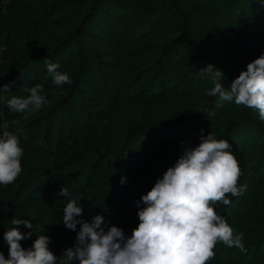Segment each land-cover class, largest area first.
<instances>
[{"label":"trees","instance_id":"16d2710c","mask_svg":"<svg viewBox=\"0 0 264 264\" xmlns=\"http://www.w3.org/2000/svg\"><path fill=\"white\" fill-rule=\"evenodd\" d=\"M164 1L112 0L104 8V17H100V10L108 0H0V85H9L8 92H0V117L2 122L8 121V131L18 137L23 149L22 165L27 163L28 168L36 167L42 171L38 180L47 178L51 181V189L45 194L42 206L45 215L54 223L48 234L54 240L64 241L63 235L67 240L70 237L76 239V232L67 229L60 219L63 201L66 200L57 195L60 186L68 187L72 194L83 196L80 199L83 219H89L93 213L107 212L105 221L114 222L128 236L131 234L128 232L129 217H137L133 216L137 212L133 201L139 200L140 195L182 152L181 147L168 149L171 147L169 142L154 135L156 129L171 123L169 119L155 118L159 116L155 111L137 110V107L148 104L160 105L168 98L194 97L206 83L198 85L203 79L199 77L202 66H199L195 55H190L192 62L185 69H176L174 61L177 58L172 54V41L151 47L150 42L144 40L157 27L166 25L161 18ZM180 5L188 10L195 6L198 15L206 12L208 17H225L231 23H240L239 29H253L255 35L264 41V0H180ZM126 21L134 23V37L129 40L118 37L122 28L127 26ZM64 23L66 27L54 33ZM113 23L120 25L119 35L117 33L114 45L106 50L107 53L104 52L102 58L100 53L78 40L88 38L89 31L96 29L107 33L102 29ZM190 29L175 37L176 46L179 43L185 48L192 46L186 35ZM117 42L121 50H117ZM68 44L76 45V49L63 59L62 51L69 50L65 48ZM106 57L113 62H104ZM129 60L131 62L126 66L122 64ZM145 61L161 64V72L152 67V71L143 75L130 74V70ZM47 62L58 63L59 70L66 72L72 83L53 85L45 73ZM35 66L34 72L27 76ZM108 69L115 71L109 73ZM117 76L122 80L120 85L131 91L130 97L136 93L139 96L134 100L120 97L117 105L123 103L122 106L107 107L105 111L110 86H113L105 80L115 85ZM124 78L132 82H124ZM141 80L145 83L144 88L137 92L132 90L134 83ZM37 84L43 88L47 103L37 111L10 113L7 99L27 96L28 89ZM223 86L227 89L229 85ZM86 87L95 91L93 101H100L101 114L86 106L83 96ZM216 101L209 100L210 104L202 102L192 115L202 116L208 104L212 111L214 107L218 109L220 103ZM261 139V143L264 142ZM198 143L191 142L188 146ZM33 161L37 165L34 166ZM44 169L47 170L45 173ZM256 171L259 177L264 174L263 169L257 168ZM121 177L124 178L123 183L120 182ZM249 195L251 198L240 201V206L233 213L229 208L230 216L222 213L234 233L242 234L245 251L242 253L235 247H225L218 242L214 248L215 255L208 264H264V200L259 198L264 195L259 190ZM3 202L7 205L6 200ZM252 202L257 204L252 206ZM245 204L247 207L251 204V209ZM225 207L223 204L214 205L215 210ZM3 215L4 211L0 212V252L7 257L3 233L11 226L13 217L10 212L2 219ZM76 229L78 231L79 224ZM19 242L23 245L25 240ZM52 249L60 259L63 251L60 253V249L53 246Z\"/></svg>","mask_w":264,"mask_h":264},{"label":"clouds","instance_id":"9594fccd","mask_svg":"<svg viewBox=\"0 0 264 264\" xmlns=\"http://www.w3.org/2000/svg\"><path fill=\"white\" fill-rule=\"evenodd\" d=\"M56 62L46 63V72L55 86L71 84L66 72ZM202 75L212 83L208 95L217 102L229 101L258 112L264 122V52L251 61L233 78L227 89L221 83L225 78L220 69L207 63ZM9 85H0V92H8ZM40 85L31 86L25 97L12 96L6 106L10 113L37 111L47 103ZM9 123H0V185L13 183L21 173L23 149L17 135L8 131ZM199 143L183 148L175 162L167 166L161 176L139 200L138 223L125 236L122 229L109 225L105 229L103 217L93 215L86 221L81 217L80 199L68 187H59L57 195L63 201L61 220L64 226L76 232L73 246L64 249L61 260L49 250V237L39 234L29 219L13 217L11 226L3 233L7 258L0 252V264H208L214 257L216 244L235 247L244 252L243 236L216 211L218 202L230 204L229 197H237L246 185L238 183L241 170L230 144L199 130ZM121 183L124 178L121 177ZM142 205V207L140 206ZM30 229L21 232L14 225ZM79 224L77 231L76 226ZM35 232L31 247H21L19 241Z\"/></svg>","mask_w":264,"mask_h":264},{"label":"rangeland","instance_id":"374dc122","mask_svg":"<svg viewBox=\"0 0 264 264\" xmlns=\"http://www.w3.org/2000/svg\"><path fill=\"white\" fill-rule=\"evenodd\" d=\"M111 2L112 0H108L103 9L108 7ZM164 2L165 5L161 11V18L166 22V25L163 27H157L156 30L153 31L152 35L144 40H148L151 47L161 45L167 41H172V46L174 47L172 54L176 55L175 57L177 58L174 61L177 64L176 69H185L186 66L192 62L190 55L193 54L196 56L197 61L200 62L199 66L204 67L205 64L210 63L220 69L225 77L221 79L222 85H229L230 81L245 68L247 62L259 56L261 52H264V41L255 35V30L247 28L239 29V26H242V24L231 23V21L229 22L225 17L222 19L215 16L208 17L206 12L198 15V11L195 6H192L189 10L188 8L185 9L181 7L180 0H165ZM80 9H83V7ZM103 9L100 10V17H104L103 14L105 9ZM126 22L127 26H125L124 29L122 28V33L120 35L118 33L120 31V25L113 23L110 27L107 26L102 29L104 31L107 30V33H101L100 29H96L89 31L90 33H88V38L78 40H81V42L89 46L90 50L100 53L102 58L105 54L104 52H106L107 49L110 50V47L114 45L117 33L119 35L118 37L125 38L126 40L134 37V29L132 27L134 23L130 21ZM119 23H121V21H119ZM244 24L249 26L247 23ZM66 25V23L62 25L60 24V26L55 29L54 33H56V31L58 32L61 27H66ZM185 26L187 29L191 28L189 31L190 33L187 32L186 34L189 36L188 39L192 45L190 48H185L182 43H179V47L176 46L178 42L175 40V37L182 34V31L186 32L187 29ZM102 27L103 25L101 28ZM250 27H252V25ZM69 28L71 27L69 26ZM97 34H100L101 36ZM116 45L117 50L122 49L118 42ZM65 48L69 50L67 52L62 51L61 57L63 59L68 56V52H72L76 49V45L68 44ZM248 49H253L251 51L255 52L250 56H247L251 52ZM114 50L116 51V49ZM104 62H113V60L106 57ZM129 62L131 61L122 62V64L124 63V66H126ZM182 62H185V65H183ZM133 67L134 65L132 68ZM152 67H155V70L160 72L162 70L161 64L155 65L154 62L145 61L141 62L137 68L133 69V71L130 70V74L143 75L148 71H152ZM34 68H36V66L30 69L27 76H30V73L34 72ZM114 71L115 70L108 69L109 73ZM132 75L131 80L133 78ZM136 77L137 76L134 78L136 79ZM199 77H202L203 79L198 82V85L203 82L206 83L203 85L204 89L194 94V97H181L179 99L168 98L167 100L161 102L160 105L148 104L137 107V110L149 113L155 111L159 114V116H155V118L169 119L171 122L170 124L163 125L159 129H156L157 132L154 133L155 137L159 140L166 139L169 142L171 147L168 149L181 147V150H183V147L188 146L189 143L191 144V142L194 143L195 141H199L200 129H203V134L205 135L210 132L217 139L222 138L228 141L231 146L230 151L237 160L238 166L241 170V176L238 183L246 185L245 191L242 194L237 197H229L230 204L227 205L225 209H214V211L221 216L222 213L226 216H230V209L233 213L238 206H240V201L243 202L244 200H249L251 198L249 195L250 193L254 194L259 190V193L264 195V192H262V190L264 191V185H262L264 184V174L259 177L257 173L258 171H256L257 168L264 170V142L261 143L260 141L261 138V140L264 141V122L259 119L258 112L256 110L238 106L229 101L219 102L220 104L218 109H215L214 107L212 111V106L209 105L210 103L208 101L210 100L211 102L212 100H216L217 97L213 99L212 96H209L207 93L213 85L206 76L202 75V73L199 74ZM116 79L118 80L115 85L114 82L105 80L108 84L113 85L112 87L108 85L111 90L109 93V100L107 99L108 103L104 106L105 111L107 107L117 105L120 97L126 96L127 98L134 100L136 96H139L136 93V95L130 97L131 91H128L125 87L120 85L122 80H120L118 76ZM100 80L101 79H99V82ZM124 82L131 83L132 81L128 80V78H124ZM114 86H117V89ZM144 86L145 83H143L142 80L136 81L131 89L136 90L137 92L143 89ZM84 90L85 93L83 96L86 100V106H88L91 111L99 112L98 114H101L102 108L100 107V101L98 103L93 101L95 91H90L87 87ZM112 90L114 92H112ZM196 96L199 98H196ZM204 101L209 103L208 107L205 109L206 112L202 116H200L201 114L199 116L192 115L194 110L196 111L198 105L202 104ZM122 104L117 106H122ZM1 115L3 116V114ZM83 116H85L84 113ZM218 116L220 118L216 120ZM1 118L2 117H0V123H2ZM237 119L239 121H237ZM22 161L23 158H21L20 161L22 171L13 182V185H0V212L4 211V215L1 218L3 219L6 214L10 212L12 217L29 219L33 223V228L37 231V234H39L42 229V234L49 237L48 234L54 228V223L48 219V216L45 215V210L42 204L44 203L45 194L51 189V187H49L51 181L47 178L44 180H38L42 171L36 167L28 168L27 163L22 165ZM32 164L34 166L35 164L37 165L34 161ZM44 170L45 171L43 172L45 173L47 170ZM250 180H253L251 184L249 182ZM249 185L253 186L250 187ZM133 188L135 190L137 185ZM126 191H128V187L126 188ZM259 198L264 200V196H259ZM2 199L6 200L7 205H5V202H3L4 200ZM256 204L257 203L252 202V206ZM215 206H220V203L218 202ZM245 206L246 208L251 209V204L248 207L246 204ZM241 208H244L243 204H241ZM104 210L107 209L104 208ZM103 212L104 211H102L100 215L103 217V226L105 229L109 225H115L112 221L110 223V220L105 221L107 212ZM93 215L95 214L93 213ZM93 215H91V217ZM133 216L137 215L135 214ZM90 218L84 220L88 221ZM118 220L121 221V219ZM137 223V217H129L128 232L131 233V230L136 227ZM14 226L18 227L21 232L31 231L23 224ZM33 234L36 235L35 232H33ZM62 238L65 240H54L53 237H49L48 248L53 254L54 251H52V246L53 248L55 247L60 249L61 253L65 248L73 246L76 240L73 237H70V239L68 238L67 240L65 235H63ZM34 239L35 237H33V235H31L28 239H24L25 243L23 245L21 244V247H31ZM57 258L58 260L62 259V257L59 259L58 256ZM70 264H77V262L72 261Z\"/></svg>","mask_w":264,"mask_h":264}]
</instances>
